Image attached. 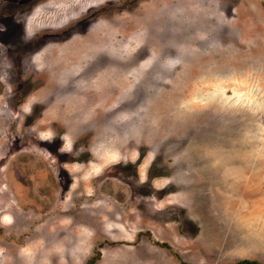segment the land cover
Listing matches in <instances>:
<instances>
[{
	"label": "rangeland",
	"instance_id": "rangeland-1",
	"mask_svg": "<svg viewBox=\"0 0 264 264\" xmlns=\"http://www.w3.org/2000/svg\"><path fill=\"white\" fill-rule=\"evenodd\" d=\"M264 264V0H0V264Z\"/></svg>",
	"mask_w": 264,
	"mask_h": 264
},
{
	"label": "trees",
	"instance_id": "trees-1",
	"mask_svg": "<svg viewBox=\"0 0 264 264\" xmlns=\"http://www.w3.org/2000/svg\"><path fill=\"white\" fill-rule=\"evenodd\" d=\"M250 264H258V263H255V262L252 263V262H251Z\"/></svg>",
	"mask_w": 264,
	"mask_h": 264
}]
</instances>
